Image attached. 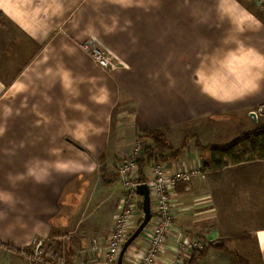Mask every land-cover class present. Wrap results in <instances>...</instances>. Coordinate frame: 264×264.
<instances>
[{"label":"crops","instance_id":"1","mask_svg":"<svg viewBox=\"0 0 264 264\" xmlns=\"http://www.w3.org/2000/svg\"><path fill=\"white\" fill-rule=\"evenodd\" d=\"M260 2L0 0V264H48L32 257L37 239L64 264H111L125 197L114 163L137 138L161 132L166 154L185 141L179 158L161 164L188 170L210 162L189 137L207 147L232 141L234 133L220 137L225 125L255 130L250 114L264 108ZM91 37L117 71L82 50ZM170 200L168 246L191 237L222 246L203 257L181 252L182 264H264V160L200 171ZM134 244L122 264H133L146 236Z\"/></svg>","mask_w":264,"mask_h":264},{"label":"built area","instance_id":"2","mask_svg":"<svg viewBox=\"0 0 264 264\" xmlns=\"http://www.w3.org/2000/svg\"><path fill=\"white\" fill-rule=\"evenodd\" d=\"M260 4L264 10V2H260ZM82 50L92 58L99 68L110 73L119 69L113 54L102 47L96 39L91 38L84 42ZM255 116L257 119L256 113ZM141 155L140 147L136 143L129 156L116 164V173L122 182L125 197L120 205V214L110 233L107 250L108 262L116 263L123 244L137 228L135 223L138 212L135 208V202L139 196L136 194V186L145 184L149 190L150 206L152 201V219L147 233L142 234L143 237L146 236L147 238V245L134 254L132 263L182 264L178 254L201 251L205 246L195 237L183 238L180 242L175 243L176 247L173 248L167 245V237L172 231L170 193L178 184L188 185L194 177L200 174L201 167L199 169L172 170L165 165L154 164L150 166L144 180L140 181L137 174V162ZM180 237L181 235H178L179 240ZM44 247L46 244L43 240H35L32 243V257L39 259L42 263L64 264L61 259H58L54 251L44 252ZM168 252L172 254L171 258L168 257ZM163 255H166L169 261L161 263Z\"/></svg>","mask_w":264,"mask_h":264},{"label":"trees","instance_id":"3","mask_svg":"<svg viewBox=\"0 0 264 264\" xmlns=\"http://www.w3.org/2000/svg\"><path fill=\"white\" fill-rule=\"evenodd\" d=\"M150 138L154 147H146L137 162V172L139 180H144V169L148 165L161 164L179 158L187 147V143L181 145L179 150L166 154L165 143L152 131L145 133L142 138ZM194 141L196 148L202 151H209L210 162H202L200 170H220L227 166L248 163L255 160H264V126L258 127L251 132L242 134L235 140L216 146L203 147L194 137H189ZM141 209V206H140ZM222 249V246L210 245L201 251H196L198 257L206 255L208 250ZM193 260V259H192ZM240 264H245L240 261Z\"/></svg>","mask_w":264,"mask_h":264},{"label":"rangeland","instance_id":"4","mask_svg":"<svg viewBox=\"0 0 264 264\" xmlns=\"http://www.w3.org/2000/svg\"><path fill=\"white\" fill-rule=\"evenodd\" d=\"M92 38V37H91ZM91 38H89V39H91ZM107 72V71H106ZM110 73V72H109ZM254 113V112H253ZM255 113L257 114V120H256V127H255V129L256 128H258V127H261V126H264V112L262 111V109L261 108H259V109H256V111H255ZM233 125H234V123H233ZM243 127H245V126H240V125H237V126H235V132L234 131H231L230 130V125L228 124V125H225L224 126V128H223V133H222V135L220 136L221 137V139L223 138V137H226V136H229V135H231V134H233L234 133V138L232 139V141L233 140H235L236 138H238L239 136H241L242 134H245V133H239V131H237L238 129H240V128H243ZM238 128V129H237ZM236 131H237V133H236ZM161 132H159V131H156V134L158 135V136H160L159 134H160ZM216 138H218V137H216ZM162 141V140H161ZM231 142V141H230ZM138 144L139 145V147H140V150H141V153L143 154V152H144V150L146 149V147H154L153 146V143H152V141H151V139L148 137V138H142V137H139V138H137L136 140H135V142L133 143V148H134V146H135V144ZM170 144V148H169V150H172V146H173V144H174V142L172 141L171 143H169ZM166 146V145H165ZM167 149V148H166ZM118 162V161H117ZM119 163V162H118ZM114 169H115V171H116V162L114 163ZM124 189V188H123ZM141 202H142V200H141V198L140 197H138L137 199H136V202H135V208H136V210H137V218H136V223H135V227H138V225H139V223L141 222V220H142V218H143V214H142V210L140 209V206H141ZM150 208H151V213H152V210H153V207H152V201H151V206H150ZM151 222V221H150ZM150 222H149V224L146 226V228L143 230V232L140 234V236H143L142 234H145V233H147V229H149V226H150ZM139 238V237H138ZM136 241V240H135ZM134 241V242H135ZM132 245H136V244H132ZM51 245H49V244H46V247H44V252H48V251H54V253H55V250L52 248V246L50 247ZM137 246V245H136ZM51 248V249H50ZM32 250V249H31Z\"/></svg>","mask_w":264,"mask_h":264},{"label":"water","instance_id":"5","mask_svg":"<svg viewBox=\"0 0 264 264\" xmlns=\"http://www.w3.org/2000/svg\"><path fill=\"white\" fill-rule=\"evenodd\" d=\"M264 112V108L262 109ZM250 116L253 120L256 121L255 113H251ZM136 194L142 199L141 202V210L143 214V218L139 223L138 227L135 231L129 236V238L125 241L122 246V249L119 253V256L116 260L115 264H122L123 258L129 247L134 243V241L140 236L146 226L152 219L151 208H150V197H149V190L145 184H139L136 186Z\"/></svg>","mask_w":264,"mask_h":264}]
</instances>
